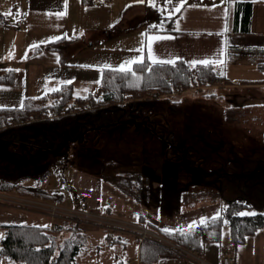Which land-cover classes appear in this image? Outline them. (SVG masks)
<instances>
[{
    "label": "rangeland",
    "instance_id": "obj_1",
    "mask_svg": "<svg viewBox=\"0 0 264 264\" xmlns=\"http://www.w3.org/2000/svg\"><path fill=\"white\" fill-rule=\"evenodd\" d=\"M80 61L69 60L66 66L54 68L53 64L44 66L42 57L32 56L24 77L28 80L25 93L38 100L56 91L53 89L71 85L75 97L94 94L100 89L102 72L80 67ZM36 65L41 70L38 77ZM197 71L192 70L187 86L181 83L168 94L154 92L149 98L132 100L127 118L136 123L90 130L82 141L59 146L55 153L45 150L54 149L46 141L57 137L49 127L39 123L17 128L19 135L12 136V141H0V185L19 183L22 187L0 190V194L73 207L81 197L72 185V176L83 170L103 177L102 204L113 215L139 222L145 213L160 229H185L193 222L198 226L202 218L220 215L228 200H245L248 208L242 212L264 213V87L231 88L221 81L208 86L200 82ZM21 123L9 121L8 128L0 129V136ZM54 131L75 137L79 125L73 122ZM136 171L142 173L144 182L140 203L111 183L112 177L118 181L129 176L135 182ZM130 187L137 190L135 183ZM25 212H17L14 221L48 222L41 211ZM79 227L92 229L74 264H118L115 253L127 261L138 259L134 239L129 240L123 254L121 246L106 242L103 228ZM70 235L69 230L60 231L57 241ZM161 237V245L176 249L174 243ZM230 237L225 222L221 243H205L201 254L189 251V255L182 249L187 258L200 264H218L220 249Z\"/></svg>",
    "mask_w": 264,
    "mask_h": 264
},
{
    "label": "crops",
    "instance_id": "obj_2",
    "mask_svg": "<svg viewBox=\"0 0 264 264\" xmlns=\"http://www.w3.org/2000/svg\"><path fill=\"white\" fill-rule=\"evenodd\" d=\"M98 1L0 0V15L9 25H16L15 28L0 25V109L21 107L26 99L33 98L27 96L24 89L28 81L24 77L32 56L42 57L46 61L44 66L53 64L54 68L78 59L82 60L77 63L80 67L103 73L105 69H118L126 61L139 57L153 63L149 58V44L154 56L163 61L174 60L188 66H192V61L204 59L223 61L213 66L220 76L231 82V88L264 87V69L260 67L264 64V0L253 2L248 33L235 31L237 3L232 0H186L180 12H173V9L181 0H172V3L152 0L155 6L150 0L143 3L138 0ZM6 12L12 15H4ZM60 13L66 14L59 16ZM169 13H173L171 18H168ZM151 36L171 38L150 41ZM53 37L61 39L53 41ZM39 68V65L35 66V74ZM40 73L39 69L36 76ZM11 76L12 79L8 80ZM93 95L102 99L101 88ZM102 178L83 170L77 171L72 176V185L80 197L86 196L92 211L113 215L111 209L102 204ZM0 207L3 209L0 210V242L6 235L3 225L48 226L49 229L48 218V222L41 225L22 223L18 219L14 221L15 216L19 215L17 212H27L2 204ZM144 214L140 218L156 225ZM91 229L82 228V231L87 236ZM101 232L109 245L117 244L122 247L123 254L126 253L131 237L111 244L106 232ZM229 241L220 249L218 264L224 253L232 254L236 264H264V226L238 245L231 241V237ZM138 249L137 244V254ZM114 257L116 262L119 258L128 262L117 253ZM0 264L11 262L0 254ZM156 264L200 263L175 253L161 257Z\"/></svg>",
    "mask_w": 264,
    "mask_h": 264
},
{
    "label": "trees",
    "instance_id": "obj_3",
    "mask_svg": "<svg viewBox=\"0 0 264 264\" xmlns=\"http://www.w3.org/2000/svg\"><path fill=\"white\" fill-rule=\"evenodd\" d=\"M237 3L235 13V31L238 33H248L253 13V2L255 0H232ZM264 69V64L260 66ZM192 70H198L199 80L208 86L218 82H231L220 76L214 66L197 65L188 66L184 62L174 64H154L145 60L142 64L137 63L132 67V72L122 73L115 69H105L102 73L100 88L103 93L102 99H96L91 93L85 98L74 96V89L71 85H64L60 89L53 91L48 96L37 99H26L23 107L0 109V129L8 128L9 121L23 122L13 129L6 131L0 136V141H12V136H18L17 128L32 124H44L49 127L57 137L47 140L46 143L54 146L45 149L50 152L60 151L59 146L70 142L82 141L83 133L90 130H98L115 126L121 123L137 122L128 119V113L133 101L149 98L152 93L168 94L178 84L187 86ZM12 76L8 78L11 80ZM133 100V101H132ZM75 103L77 107L74 112L64 110V106ZM87 104V105H85ZM73 122L78 123L79 132L75 137L66 136L65 133L55 132L60 128L66 129ZM149 127L147 123H144ZM143 125V126H144ZM16 131L15 133H13ZM11 133V134H10ZM4 137H7L5 140ZM51 136L49 135L48 138ZM69 140V142H65ZM64 165L66 160L62 162ZM132 174V172H128ZM136 181L133 177H124L116 181L113 177L111 183L116 185L125 195L137 203L141 201L143 191V176L141 172H135ZM123 176V175H122ZM103 179V178H102ZM123 183V185H122ZM135 183L137 190H133L130 185ZM22 187L19 183H3L0 190L11 191ZM228 206L223 210L218 219H209L206 225L194 227L191 232L189 228L180 229L172 234H166L162 229L156 228L153 224L147 223L144 217L139 222L148 225L161 236H164L177 247L189 249L197 254L203 252L205 243H221L223 226L225 222L229 224L231 241L238 245L245 241L246 237L252 235L264 226V213L255 215H238L247 209L245 200H228ZM217 217V216H216ZM5 238L0 242V254L11 264H74L86 241V234L78 224L65 222L54 231L46 227L29 225H3ZM69 230L70 237L57 241L60 231ZM186 233V234H182ZM130 238V236H116L109 243ZM139 246V264H156L161 257L175 254L164 245L150 241L140 242L133 238ZM118 264H128L118 259Z\"/></svg>",
    "mask_w": 264,
    "mask_h": 264
},
{
    "label": "built area",
    "instance_id": "obj_4",
    "mask_svg": "<svg viewBox=\"0 0 264 264\" xmlns=\"http://www.w3.org/2000/svg\"><path fill=\"white\" fill-rule=\"evenodd\" d=\"M93 2L98 3L99 1L93 0ZM0 25L13 28L16 27V25H9L6 18L2 15H0ZM76 107L77 105H75V103H70L64 106V110L73 112ZM0 204L15 207L24 211L35 209L43 212V214L50 220V231H54L65 222L78 225L88 224L90 226L103 228L111 240L116 236H130L139 239L140 242L150 241L162 244L159 242V239L162 238L159 236L160 234L158 235L155 231L153 232V229L148 225L122 219L110 214L92 211L85 195H82L80 202L73 207H65L59 203L44 200L22 198L12 194H0ZM173 250L176 254L186 257L184 254L185 251L182 248L176 246V249ZM185 250H188L187 254L191 255L189 253L191 250ZM136 262L138 261L129 260L128 264H135ZM220 264H236V262L232 254L224 253L221 256Z\"/></svg>",
    "mask_w": 264,
    "mask_h": 264
},
{
    "label": "snow or ice",
    "instance_id": "obj_5",
    "mask_svg": "<svg viewBox=\"0 0 264 264\" xmlns=\"http://www.w3.org/2000/svg\"><path fill=\"white\" fill-rule=\"evenodd\" d=\"M139 3H143L144 0H138ZM166 3H172V0H165ZM150 3H152V6H155V4L152 2V0H150ZM186 3V0H181L180 2V5L178 7H174L173 9V12H180L181 11V8L184 6V4ZM163 11V10H162ZM66 13H60L58 14L59 16H62V15H65ZM173 13H169L168 14V18H171V15ZM4 15L8 16V15H12L11 12H6L4 13ZM17 15H19V13H17ZM49 15H51V13H49ZM153 28L157 27L156 25H152ZM160 27L162 28L163 25H160ZM225 31H227V26H225ZM82 35V33H81ZM147 35V34H145ZM63 38H67V37H63ZM171 37H162V36H151L149 37L148 39L150 41H157V40H161V39H170ZM61 39V37H53L52 40L55 41V40H59ZM33 47H36L35 45ZM142 51V49H141ZM149 58L152 60V62L154 64H161V63H172L174 64L175 61L174 60H168V61H163V60H159L158 58H156L154 56V54L152 53L151 51V44H149ZM143 57H139L135 60H132V61H126L124 64H122L118 69H115V71H119V72H122V73H129L131 72L133 75H135L134 72H132V67L131 65L133 64H137V63H143ZM223 63V61H216V60H209V59H204V60H201V61H192V66L195 67L197 64H202L206 67L208 66H212V65H215L216 63ZM70 83V82H69ZM53 90H58V89H53ZM21 107H23V105H21ZM238 215H241V216H244V215H255V213H247V212H240L238 213ZM219 218V214H217V217H215V219H218ZM207 223V218H202L201 221L199 222L200 225H206ZM197 226V222H193V225H190L189 226V229H188V232H191L194 227ZM45 227H48V226H45ZM162 231H164L166 234H172L176 231H178L177 229H162ZM182 234H186V233H183Z\"/></svg>",
    "mask_w": 264,
    "mask_h": 264
},
{
    "label": "water",
    "instance_id": "obj_6",
    "mask_svg": "<svg viewBox=\"0 0 264 264\" xmlns=\"http://www.w3.org/2000/svg\"><path fill=\"white\" fill-rule=\"evenodd\" d=\"M136 123V122H135ZM83 136L85 135V133L82 134ZM66 142H69V140H66Z\"/></svg>",
    "mask_w": 264,
    "mask_h": 264
}]
</instances>
